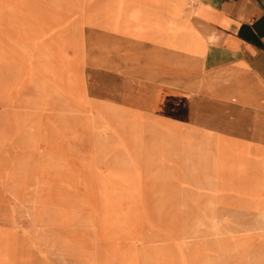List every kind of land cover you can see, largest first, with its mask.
<instances>
[{
  "label": "rangeland",
  "instance_id": "1",
  "mask_svg": "<svg viewBox=\"0 0 264 264\" xmlns=\"http://www.w3.org/2000/svg\"><path fill=\"white\" fill-rule=\"evenodd\" d=\"M202 55L173 0H0V264H237L259 247L257 210L221 175L235 85L210 92L222 71Z\"/></svg>",
  "mask_w": 264,
  "mask_h": 264
},
{
  "label": "crops",
  "instance_id": "2",
  "mask_svg": "<svg viewBox=\"0 0 264 264\" xmlns=\"http://www.w3.org/2000/svg\"><path fill=\"white\" fill-rule=\"evenodd\" d=\"M173 1L181 5L182 15L190 21L195 35L201 40L203 55L200 67L209 71V75L213 73L212 76L222 71L217 78L208 81L212 83L221 78L235 85L228 100L214 97L215 100L220 98L222 103H230L235 110L230 115L233 129L239 121L245 128V133L236 135L248 142L241 147L247 145L251 151L261 149L260 153H263L264 0ZM146 81L178 94L176 89L165 83ZM22 91L26 92L25 89ZM232 95L234 97L230 99ZM50 101H53L52 97ZM262 243L264 246V241Z\"/></svg>",
  "mask_w": 264,
  "mask_h": 264
},
{
  "label": "bare ground",
  "instance_id": "3",
  "mask_svg": "<svg viewBox=\"0 0 264 264\" xmlns=\"http://www.w3.org/2000/svg\"><path fill=\"white\" fill-rule=\"evenodd\" d=\"M198 41L201 45V40H198ZM199 64H200V60L192 63V65H194V66H197ZM205 84L208 86V89L211 90L210 92H212V88L214 86V83L212 84L209 81H205ZM232 97H234V95H232L230 97V99ZM238 97H240V96H238ZM228 111L230 112V114L228 115V118L226 120L227 121L226 126L224 127L223 131H218V134H217L218 136L216 139L217 141H220L221 136H225V137L231 139L230 145L228 147H226L229 149L227 157L221 160L222 163L225 165L224 169L222 170L221 175L225 176V178L228 181V183L225 186V189L233 190V192L235 194H238L239 196H243V197L248 198L246 201L248 203H246V204L244 203L245 205H242L243 209L245 211L257 210V212H258L257 217H259V219H261V221H262L260 227L263 228V230H264V199H263L264 195L259 196L257 194L258 193V190L256 189L257 184L254 183L255 181L253 180V179H255L256 176H258L260 174L259 168L256 167V165L259 163V158L256 155L255 149H253L251 151V149H249V147H247V145L244 147H241V146H243L242 144L248 143V142H245L241 137L239 138L236 135H241L240 134L241 132L245 133V128L242 126V124L239 121L236 129L234 130L232 125H231L230 115L232 113H234L235 110L233 111L232 107L229 106ZM226 133H230V135H228ZM233 135H235V136H233ZM220 146H221V144L217 143L216 148H219ZM235 149H237V150H235ZM214 159H215L214 161H217L218 158L216 157ZM234 164H235V166H234ZM57 174H58V172H57ZM215 175L217 177L220 176L217 173V171H216ZM236 180H237V183H235ZM214 185L216 187L222 188V186H221L222 184L219 185L217 183H214ZM233 229H234V227H233V223H232L231 227L229 229V236H227V237L225 236L226 239L230 238L231 234H234ZM240 231H243V230H240ZM263 241H264V232H263L262 242ZM262 242H261V245L254 250L249 249V248L245 249L244 252L242 253V255H243L242 258L239 257V261L237 264H242L244 260H246L252 264H264V246H263Z\"/></svg>",
  "mask_w": 264,
  "mask_h": 264
}]
</instances>
